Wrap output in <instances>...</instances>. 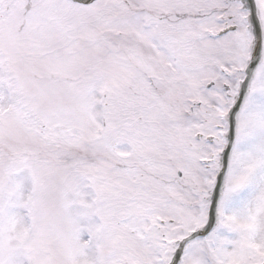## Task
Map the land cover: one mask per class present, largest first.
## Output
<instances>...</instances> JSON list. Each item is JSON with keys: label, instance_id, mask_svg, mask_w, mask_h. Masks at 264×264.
I'll use <instances>...</instances> for the list:
<instances>
[{"label": "snow or ice", "instance_id": "obj_1", "mask_svg": "<svg viewBox=\"0 0 264 264\" xmlns=\"http://www.w3.org/2000/svg\"><path fill=\"white\" fill-rule=\"evenodd\" d=\"M0 264H264V0H0Z\"/></svg>", "mask_w": 264, "mask_h": 264}]
</instances>
